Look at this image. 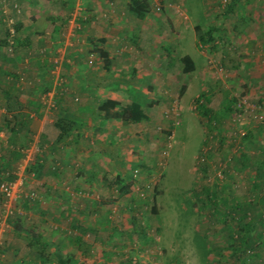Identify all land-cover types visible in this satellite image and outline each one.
Returning a JSON list of instances; mask_svg holds the SVG:
<instances>
[{"label": "rangeland", "instance_id": "rangeland-1", "mask_svg": "<svg viewBox=\"0 0 264 264\" xmlns=\"http://www.w3.org/2000/svg\"><path fill=\"white\" fill-rule=\"evenodd\" d=\"M19 1L0 0V27L13 29L18 39L13 49L9 45L12 50H1L7 61L0 57V63L18 85L31 123L39 127L43 118L54 116L57 95L70 105L90 101L84 74L102 72L103 61L88 47L87 36L104 28L112 40L129 37L128 51L136 55L133 65L144 80L140 84L133 77L121 85L134 89L115 94L125 103L143 102L147 119L119 132L112 127L107 151L96 157L72 148L47 152L39 177L26 172L41 152L34 134L22 157L8 167L18 196L9 200L0 192V264H37L27 255L23 230L56 243L62 238L58 230H71L74 220L89 229L83 239L93 245L87 255L76 253L78 263L227 264L228 228L243 223H237L235 211L229 214V204L218 202L212 209L199 194L203 186L216 189L221 196L216 201L228 197L230 205L256 206L250 215L255 227L248 234L256 248L244 257L264 264V184L255 174L264 153V0H148L143 22H130L128 29L123 22L116 30L91 23L78 29L83 10L41 5L30 10ZM195 26L216 29L213 48L197 46ZM130 32L139 34V41ZM71 48L84 53L76 59ZM183 55L193 61L190 72L183 70ZM201 94L221 117L214 128L198 113L194 101ZM225 94L235 100L228 116L222 110ZM1 104L0 97V170L8 149ZM246 134L250 138L244 142ZM242 155L250 161L244 163ZM99 163L105 168L86 169ZM51 165L61 171L59 177L47 175ZM3 180L0 184L8 183ZM127 184L129 192L120 196L119 188ZM13 228L21 229L20 237Z\"/></svg>", "mask_w": 264, "mask_h": 264}, {"label": "trees", "instance_id": "trees-1", "mask_svg": "<svg viewBox=\"0 0 264 264\" xmlns=\"http://www.w3.org/2000/svg\"><path fill=\"white\" fill-rule=\"evenodd\" d=\"M128 8L129 12L132 15L136 16L138 19H144V17L149 12V3L148 0H128ZM55 30L58 31L59 29L56 28ZM194 30L196 32V44L199 48L205 46L211 48L214 47L215 38L213 33L216 30L214 27H209L207 30L201 31L198 26H195ZM8 31L9 29L0 27V57L3 62L7 61V58L4 57L5 53L1 55V50H5L6 52L8 50H12L13 48L11 44L18 42V39L16 37L14 38L15 33L11 34ZM101 42H104V40L101 39ZM9 45L12 49L9 48ZM98 53L103 61V69L108 70L110 66V61L108 59L107 53L102 49H98ZM180 61L184 66L185 72H190L194 69L193 61L189 56H183ZM3 62L0 63V97L2 102V108L5 111L3 121L6 125V128H8V137L6 141L8 149L6 151L7 155L4 158L5 162L3 164L2 170H0V174L5 175V178H0V180L4 179L8 183H12L16 177L15 175L11 174V172H13L14 170L11 171L8 167L22 157V153L24 152V150L29 147V145L33 142L34 133L31 129V115L26 111V105L19 100V90L16 87L18 85L16 84L15 86L14 81L12 82V80H8V75H11L6 72L5 65ZM12 76L16 77V74L13 73ZM3 82H5V84L7 85L5 86ZM199 98L195 99L194 101L197 105L198 113L203 118H205L206 121L211 124L214 128L216 126L215 124H219L221 117L216 112L207 107L208 100H205V97L202 94L199 96ZM224 100L225 101H223L224 105L222 110L224 114L228 116L234 110L235 100L233 98L229 99L228 94H225ZM54 103L55 117L53 121V126L58 131L57 135L52 141H49L45 135L38 136L37 144L41 152L38 156H36L35 161L27 167V174L32 173L34 176H41L42 169H44V166L47 165V152L54 154L56 151L59 150L70 151L75 144H78V142L83 141L87 145L92 138L83 137V135L80 134H75V132L78 130V127L80 130L87 127V122L79 121L75 119V117H73L74 113L76 114V110H80V112H85L86 114L87 111H91V109H86V107L82 108L84 107V105L82 103H77V101L73 102L72 105H70L68 101H63V97L58 95L55 96ZM28 104L30 105V101L28 102ZM37 105L39 104L37 103L35 107ZM97 112L100 115V119L102 121L118 120L123 125L139 124L140 122L145 121L147 119V113L145 111L143 102L133 100L129 103H125L121 99L113 98L111 96H107L104 100L98 101ZM91 113H94V111ZM99 115H96L95 118H98ZM249 138L250 136L246 134L243 136V141L247 142L249 141ZM44 147L47 148V151L44 150ZM263 154L264 153L261 152V161L263 162H256L257 164L255 168V174L259 179L260 183L262 184H264ZM242 160L244 163L250 161L245 155H242ZM63 163H66V161ZM52 168L53 170H51ZM49 170H51V173H48L47 175H52V177L54 176V178L59 177V174L61 173V171L58 170V167H55L53 165H51ZM202 171L205 173L206 169L202 167ZM102 180H104V178H102ZM116 181L117 180H115V182ZM129 187V184L121 186L119 188L120 196L127 194L129 192ZM213 187H215V185ZM258 187L259 184H255V188ZM216 192V189L213 190L207 186H203L199 190V194L204 195L207 200V203L209 204V206H211L212 209L217 210L218 202H221L224 205L229 204V214L235 211V213H237L238 215V217H236L237 223H243V225L237 230L228 228L229 236L227 249L229 250V252L227 255V264H251L245 259L244 256L247 253H254V250L256 248L255 246L253 247L251 237L248 235L255 227V219L250 218V215L253 213V209L256 208V206H253L252 204L238 205L236 203H232L230 205L232 199L228 197H222L220 201H216L215 197H221L216 196ZM218 192H221V189ZM261 199L263 200L262 203H264V199ZM229 214H227V216ZM232 220L234 221V219ZM70 227L71 233L62 232V240L66 241L68 244L72 243L76 245L77 250L81 251L82 254H89V249L86 250V244H84L83 241V236L87 232L89 233V229L82 223H80V221L78 220H74ZM19 230L21 231V229L15 228L14 230L13 228L15 234L20 237L21 235L18 233ZM23 231L24 235L21 237H23L26 243V247L30 250L28 255L33 254V256H35L37 259V264H48L53 261L56 264H84L81 262L78 263L79 261L75 259L73 254H62L61 251L57 249V243H52L44 240L40 233H35L33 230ZM72 232H77V235L73 234ZM63 245L66 246L65 243Z\"/></svg>", "mask_w": 264, "mask_h": 264}, {"label": "crops", "instance_id": "crops-1", "mask_svg": "<svg viewBox=\"0 0 264 264\" xmlns=\"http://www.w3.org/2000/svg\"><path fill=\"white\" fill-rule=\"evenodd\" d=\"M13 1V0H12ZM21 3H23L22 7L26 9H36L39 6H44L47 8H53L54 9H75V10H83L85 11V15L82 18L78 19V29L81 26H84L85 24H90V25H98V26H107L111 27L112 30L115 28L117 29L116 26H119L118 24H121L124 22L125 25L123 27L125 28H130L128 25H130V22L134 25H137L140 22H143V19H138L136 16L132 15L129 12L128 8V0H20ZM19 1V2H20ZM70 2H72L70 4ZM74 2V4H73ZM13 5H17L15 2H12ZM133 16V17H132ZM58 19L60 18L61 22H64L67 20L66 18L62 19L63 16L57 17ZM120 18H122L124 21H121ZM75 19V17H74ZM145 19V17H144ZM76 21V19H75ZM66 22V21H65ZM64 22V23H65ZM62 24V23H61ZM122 27V26H121ZM108 28H104L102 32H99L98 36H94L92 33L88 34L87 38L90 41L91 44L88 45V47L94 48V51L99 57L98 49H102L107 53L108 59L110 61V66L108 70L103 69L102 66V72L99 73V71L95 70H90L87 71L85 74L82 72L81 74H84V80L86 81L87 88L89 91V95L91 97L90 101L86 102L85 104L83 103L84 107L86 109H91V111L85 112H80V110H76V114L74 113L73 117L79 121H86L87 122V127L84 129H79L75 132L76 135H83V137H92L91 140L88 142L86 145V149L83 145V141L78 142V144H75L72 148L75 152L77 153H90L89 155L93 154L94 157L97 155L104 154V152L107 151L105 146L107 145L106 143V138H107V133L112 130V127H116V129L119 130L121 128H125L127 125H123L120 121L118 120H104L102 121L100 119V115L97 112V106H98V101L104 100L107 96H111L113 98L121 99L119 95H116L115 91H126L128 89H134L133 87L129 86H122L121 84H130L132 78L134 79L132 81H135L137 83H142V80L144 78L141 77V74L137 71V68L135 65H133L134 59H136V55L133 54L131 51H128L130 47H128V41L129 37L126 35L122 38H115V39H110L112 37L104 35L105 32H107ZM141 30V29H140ZM139 30V34H142V32ZM123 29L119 28V32H122ZM132 33V37L135 39L137 37L136 41L140 39V35ZM121 34V33H120ZM101 39L104 40V42H101ZM63 40L59 39L57 41L58 45H61ZM53 44V41H51ZM88 47H85L86 49ZM90 49V48H88ZM71 50L74 52L72 53L71 56L76 57V59L80 58L83 53L84 49H73ZM82 50V51H81ZM185 56V55H183ZM182 56V57H183ZM188 56V55H187ZM190 57V56H189ZM191 58V57H190ZM75 59V58H74ZM102 59V58H101ZM192 60V59H191ZM123 64L126 67L122 68L119 65V63ZM184 70V66H183ZM125 71L128 73V75H120L122 73H125ZM138 72V73H137ZM100 96V97H99ZM94 113H91L93 112ZM48 116H50V113H47ZM53 115V114H52ZM96 115L99 117L95 118ZM55 114L52 118L47 119L46 117L43 118L40 122L39 127L35 125V121L33 120V123H31V129L36 134L37 136L39 135H45L47 138L48 137H53L54 139L57 135V130L53 126V121H54ZM33 116L31 115V119ZM135 125V124H134ZM137 125H140L137 124ZM118 138H121V134L118 135ZM49 140V138H48ZM109 146V143H108ZM88 155V156H89ZM97 162V161H96ZM102 163H99V166H96V164H93L91 167L89 165L87 166L86 169H102L105 168ZM101 176V175H100ZM103 177V176H101ZM103 181V180H102ZM72 224V223H71ZM71 233V231L67 228L65 229H60L59 234L63 233ZM73 234H76L77 232H72ZM77 235V234H76ZM86 236H89V233H86ZM87 239H83L84 244H86V250L91 249V245ZM57 249L61 251L62 254L70 253L73 254L75 259L77 260L78 257L76 256V253H80V255H83L81 251L77 250L76 245L74 244H68L66 241H63L62 238L56 242ZM66 244L64 246L63 244ZM84 249V247H83ZM27 250V255L29 254V249L26 247ZM88 250V251H89ZM33 255V254H32Z\"/></svg>", "mask_w": 264, "mask_h": 264}, {"label": "built area", "instance_id": "built-area-1", "mask_svg": "<svg viewBox=\"0 0 264 264\" xmlns=\"http://www.w3.org/2000/svg\"><path fill=\"white\" fill-rule=\"evenodd\" d=\"M11 34H14V30L10 29ZM0 192L4 194L9 200L15 199L18 195L16 194L15 183L0 184Z\"/></svg>", "mask_w": 264, "mask_h": 264}]
</instances>
